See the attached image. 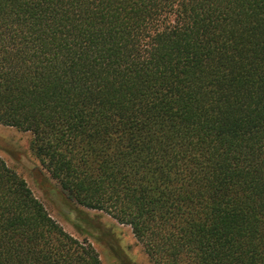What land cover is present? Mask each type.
<instances>
[{
  "label": "trees",
  "instance_id": "16d2710c",
  "mask_svg": "<svg viewBox=\"0 0 264 264\" xmlns=\"http://www.w3.org/2000/svg\"><path fill=\"white\" fill-rule=\"evenodd\" d=\"M0 123L154 264H264V0H0ZM0 264H103L1 156Z\"/></svg>",
  "mask_w": 264,
  "mask_h": 264
},
{
  "label": "rangeland",
  "instance_id": "374dc122",
  "mask_svg": "<svg viewBox=\"0 0 264 264\" xmlns=\"http://www.w3.org/2000/svg\"><path fill=\"white\" fill-rule=\"evenodd\" d=\"M0 156L26 180L34 195L68 233L92 243L103 264H154L129 225L99 210L79 206L84 213L77 214L65 209L57 183L32 149L30 132L0 123Z\"/></svg>",
  "mask_w": 264,
  "mask_h": 264
}]
</instances>
